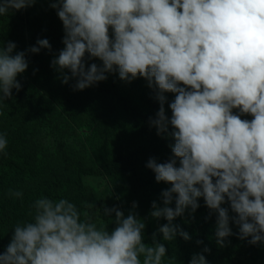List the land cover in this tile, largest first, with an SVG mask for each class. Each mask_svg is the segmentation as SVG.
Listing matches in <instances>:
<instances>
[{
    "label": "clouds",
    "instance_id": "clouds-1",
    "mask_svg": "<svg viewBox=\"0 0 264 264\" xmlns=\"http://www.w3.org/2000/svg\"><path fill=\"white\" fill-rule=\"evenodd\" d=\"M34 3L0 0V16ZM51 7L65 31V47L51 61L63 83L76 78L74 88L84 90L107 75L118 78V72L128 82L144 77L156 92L160 108H153L150 123L175 142L168 162L151 158L146 164L157 182L171 185L161 193L162 207L158 196L152 203L149 232L155 218H164L167 223L158 228L163 241L177 235L190 240L173 221L189 208L194 213L203 197L219 245L251 237L249 243L264 252V0H57ZM16 48L11 41L0 48V99L21 89L17 76L29 66L26 56L51 44L38 39L26 51ZM86 53L102 65H88ZM168 92L176 94L170 117L164 107ZM6 146L0 134V151ZM67 165L77 169L72 159ZM229 206L236 215H229ZM32 207V221L16 224L0 264H162L168 257L158 233L152 244L144 242L146 224L134 212L125 216L106 206L103 215L115 213L116 227L109 232L81 220L68 199L42 196ZM180 248L174 264L189 250ZM189 259L186 263L208 264L197 250Z\"/></svg>",
    "mask_w": 264,
    "mask_h": 264
},
{
    "label": "trees",
    "instance_id": "trees-1",
    "mask_svg": "<svg viewBox=\"0 0 264 264\" xmlns=\"http://www.w3.org/2000/svg\"><path fill=\"white\" fill-rule=\"evenodd\" d=\"M46 25L48 27L42 31ZM46 25L36 31L52 36L43 38L49 40L51 49L42 48L39 53H32L30 56V53L28 54L29 66L24 73L17 76L22 87L19 91L12 89V96L6 99L10 109L14 110L18 106L20 108L17 110L29 117L25 129L28 136L32 135V144L27 159L23 155L24 152H20L15 143L10 141V138H6L7 144L11 142L8 153L12 160L8 159L9 162L0 163V231L12 235L18 222L32 221L34 215L32 205L42 196L49 199L59 198L55 191L47 192L42 186H35L30 174L22 170L18 171L19 164L15 163L16 160H20L23 166L30 167L36 172L38 168L36 165L46 160L38 154L46 150L49 145L63 144L80 148L86 160L77 163L76 166L83 177L86 173L91 174L95 170L102 175L105 174L99 198L118 206L125 216L134 212L138 218L143 219L146 224L143 232L144 242L152 244L153 232L149 230L152 228L154 218L150 213L153 201L157 200V181L151 175V169L146 167L147 153L130 144L126 135L127 125H122L119 121L116 106L109 97L97 89V87L101 90L103 88L101 85L98 86L99 82L84 90L74 88L76 78L70 79L67 84L63 83L62 75L51 66V61L64 47L60 40L56 39L59 35L55 32L56 24ZM14 28L13 15L0 16V45L4 39L14 40ZM90 62L98 65L102 63L99 58H91ZM65 72L71 76L68 70ZM114 74L120 78L118 72ZM110 78L113 89L105 92L117 101L126 103L137 99V102L149 107L150 113L154 107L159 110L160 103L156 99V92L151 87L142 88L143 81L128 82L116 77ZM165 95L167 101L164 107L166 115L170 117L173 113L169 105L174 102L176 94L168 92ZM233 112L240 114L238 109H234ZM241 118L251 120L254 117L251 114H242ZM80 129L85 131L83 136L78 132ZM168 145L169 143L164 142L159 144L165 150L162 155L164 157L159 163L168 162L173 157ZM74 153L75 156L78 155L76 149ZM58 161L59 158L56 162ZM34 162H36L35 166H33ZM67 166L74 172L77 170L70 165ZM81 175L75 177V186L85 195L86 186L83 185ZM10 189L12 192L19 191L23 195L21 197L10 195ZM87 189L95 188L87 186ZM79 201L80 197L74 200L75 203ZM134 202L137 205L135 208ZM207 224L204 226L196 222L192 230L190 224L180 222L179 226L191 237L183 243L189 250L182 257L180 264H185L187 261L190 263L189 258L196 250L206 257L208 264H262L264 252L250 244L249 240L242 243L236 238H229L225 241L227 246L223 247L217 243L216 235L213 234L215 223L207 220ZM205 247L211 251L204 252ZM165 259L166 256L162 258V262Z\"/></svg>",
    "mask_w": 264,
    "mask_h": 264
},
{
    "label": "rangeland",
    "instance_id": "rangeland-1",
    "mask_svg": "<svg viewBox=\"0 0 264 264\" xmlns=\"http://www.w3.org/2000/svg\"><path fill=\"white\" fill-rule=\"evenodd\" d=\"M55 2H57V0H35L33 6L21 10H10L8 14L10 16L13 15L15 24L14 40L4 39L2 41V45H0V48H3L8 41H11L17 45L16 51H26L31 46L36 45L38 39L52 37L50 35H44L41 33L44 31L45 27H48L46 24L50 23L56 24L57 30L55 29V32L59 33V35L56 36V39H59L63 47H65L63 43V38L65 36L63 22L59 18L57 10L51 7V4ZM43 25L46 26L42 28L41 32L36 31ZM109 34L110 37H112L113 34L111 28L109 29ZM31 54L32 53H30L29 56ZM26 59H28V55L26 56ZM85 59L86 63H91L89 54L86 53ZM107 77L108 78L105 81L98 83V86L101 85L103 87L102 90L98 87L97 89L100 93L109 97V99L116 106V114L119 121L122 123V125H127L126 135L130 144L136 149L145 150L147 153V161H149L151 158H154L159 163L160 159L164 157L162 155L165 152L164 148L160 147L159 144L161 142L169 143L168 148L170 151V145L174 144L175 142L174 138L168 133L158 135L157 128L150 123L152 114L150 113L149 107H147L145 104L137 102V99H134V101H128L126 103H121L120 101L114 99V97L108 95V93L105 91L113 89V84L110 82L112 78H110L108 75ZM141 79H143L142 76L132 81H141ZM146 86L149 88L148 81L144 79L142 88L146 89ZM10 108L11 107L7 100L0 99V134L5 135L6 138H10V141L14 142L19 151L24 152L23 155L28 159L27 154L32 144V135L28 136L25 125L29 121V117L17 110L20 108L18 106L15 107L14 110ZM84 132L85 131L83 129H80L81 136H83ZM10 143L11 142L7 144L3 151H0L1 164L4 162H9L8 159H11L10 154L8 153ZM75 149L78 152L77 156H74ZM38 156H43L46 158V160L40 161L38 165H36V162L33 163V166H38V168H36V172H34L30 167L26 168L23 166V164L19 162L20 160H16L15 162L19 164V166H17V170H22L26 174H30V176H32L34 179L35 186H42L47 192L52 190L55 191L59 198L53 199V197H51L52 200H59L63 198L68 199L70 202L76 204L78 210L81 212V220L90 219L91 222L96 223L98 228L103 227L109 232L115 229V213H112L111 216L108 217L103 215V209L106 206L108 208H112L116 207L115 204L111 202L108 203V201L99 198L101 195V185L104 183V175L95 170L91 174L86 173L83 177L81 173L78 172L79 170L74 172L67 166V161L69 159H72L78 164L86 160L84 159L78 146L72 148V146L63 144L49 145L48 148L46 150H42ZM57 158H59L58 162H56ZM39 166L41 167L39 168ZM151 174L153 177H155V173L153 171H151ZM78 175H81L84 186H89V188L93 187L95 189L88 190L86 188L84 195L80 189L75 186V177ZM170 187L171 185L169 183H156L157 196L161 201V207L163 206L161 193L163 190ZM76 197H80L79 203L74 202ZM198 203L200 206L194 213H191V209L189 208L186 210L184 216L177 217L173 223L180 225V222L184 221L185 223L190 224L192 230L194 229L196 222L204 226L208 225L207 220L209 216L208 211L204 209L206 205L204 198H198ZM174 205L175 201H173L170 206L174 208ZM229 215H236L231 211L230 206ZM212 216L215 217V215ZM155 219L157 224H155L153 233H158V228L161 225L166 224L167 220L164 218ZM12 236L13 234L11 235L0 231V254H3L6 251L7 245L10 243ZM248 239L250 240L251 237H248ZM157 240L164 243L167 249L168 260L166 259V261L162 262V264H174V259L180 252V246L185 242V239L177 235L172 241H163L162 234L158 233ZM242 240L243 239H241L240 242H242Z\"/></svg>",
    "mask_w": 264,
    "mask_h": 264
}]
</instances>
